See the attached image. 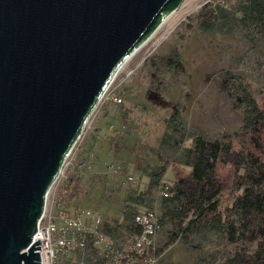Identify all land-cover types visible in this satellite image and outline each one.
<instances>
[{"label": "water", "instance_id": "water-1", "mask_svg": "<svg viewBox=\"0 0 264 264\" xmlns=\"http://www.w3.org/2000/svg\"><path fill=\"white\" fill-rule=\"evenodd\" d=\"M183 0H0V264H39L47 191L110 74Z\"/></svg>", "mask_w": 264, "mask_h": 264}, {"label": "trees", "instance_id": "trees-1", "mask_svg": "<svg viewBox=\"0 0 264 264\" xmlns=\"http://www.w3.org/2000/svg\"><path fill=\"white\" fill-rule=\"evenodd\" d=\"M205 11L210 17L198 22L199 30L219 35L240 32L247 43L264 44V0H240L232 10L216 4L203 7L201 12ZM170 55L172 62L166 65L169 72L179 61L176 51ZM224 89L240 113L239 130L210 136L187 125L179 109L170 112L158 145L150 148L156 164L139 156L133 158V171L146 178L143 189L126 187L118 218L107 220L97 212L96 230L112 248H123L127 238L141 233V227L133 221L135 215L154 211L164 241L157 245L155 236V248L145 257L156 260L175 243L191 252L216 241L215 255L188 264H264V96H253L249 82L230 71L224 74ZM121 111L124 124L127 109ZM118 149L113 144L114 157ZM162 152H170L171 158ZM79 153L84 162L86 150ZM110 164L113 171H106L118 173L119 164ZM74 167L57 190L69 212L85 208L78 204L83 191L78 184V163ZM168 170L172 179L164 182ZM164 190L166 197L162 195ZM138 207L144 210L138 211ZM83 261L104 264L89 238Z\"/></svg>", "mask_w": 264, "mask_h": 264}, {"label": "rangeland", "instance_id": "rangeland-1", "mask_svg": "<svg viewBox=\"0 0 264 264\" xmlns=\"http://www.w3.org/2000/svg\"><path fill=\"white\" fill-rule=\"evenodd\" d=\"M239 1L183 0L180 8L161 23L109 82L105 96H115L120 102L103 98L96 103L50 187L52 191L58 190L78 163V184L83 191L78 204L98 212L101 218H118L126 187L140 191L146 181L133 171V158L139 156L156 164L150 148L158 145L164 119L170 112L179 109L187 125L210 136L239 130L241 116L224 89V74L230 71L241 76L249 82L253 96H264V44L251 45L240 32L219 35L198 29V22L210 17L208 11L201 12L203 7L217 4L232 10ZM172 50L177 52L179 61L169 72L165 64ZM123 108L127 113L121 124ZM113 144L119 147L115 157ZM80 149L86 150V155L81 154L85 155L84 162L80 161ZM162 154L172 156L170 152ZM108 163H118L119 172H107ZM171 179L168 170L164 182ZM143 210L138 207V211ZM163 241L164 234L158 230L156 244ZM217 249L216 241L191 252L175 243L152 264H188L197 258L212 257Z\"/></svg>", "mask_w": 264, "mask_h": 264}, {"label": "built area", "instance_id": "built-area-1", "mask_svg": "<svg viewBox=\"0 0 264 264\" xmlns=\"http://www.w3.org/2000/svg\"><path fill=\"white\" fill-rule=\"evenodd\" d=\"M108 84H105L97 102L107 98L112 103H119V98L105 96ZM113 169L111 164L106 166L107 171ZM127 180L131 181V178L127 177ZM162 195L166 197L165 190ZM133 221L141 227V233L127 238L123 248H112L106 238L96 230L97 212L86 208H75L69 212L57 190L52 191L49 188L31 241L39 242L36 244L39 248L36 249L39 264H87L83 261V254L88 238L91 246L102 254L104 264H137L139 261L152 264L155 258L145 257V254L155 248V236L159 229L157 215L154 211L142 212L135 215Z\"/></svg>", "mask_w": 264, "mask_h": 264}, {"label": "bare ground", "instance_id": "bare-ground-1", "mask_svg": "<svg viewBox=\"0 0 264 264\" xmlns=\"http://www.w3.org/2000/svg\"><path fill=\"white\" fill-rule=\"evenodd\" d=\"M183 2V1H182ZM182 4V3H181ZM181 4L178 6V8H176L174 11H172L170 14L165 15V17L161 20L160 24L158 25V27H156L154 29V31L144 40L141 42V44L136 47L135 49H133L129 54H127L126 56H124L121 61L116 65V67L114 68V70L112 71V73L110 74L106 84H108L109 82H111V80L113 79V77L117 74V72L121 69V67L126 63V61L133 55V53L139 49L141 46H143L145 44V42H147L153 34H155V32H157V28H159V26L161 25V23H163L168 17L172 16L181 6ZM114 80V79H113Z\"/></svg>", "mask_w": 264, "mask_h": 264}, {"label": "flooded vegetation", "instance_id": "flooded-vegetation-1", "mask_svg": "<svg viewBox=\"0 0 264 264\" xmlns=\"http://www.w3.org/2000/svg\"><path fill=\"white\" fill-rule=\"evenodd\" d=\"M167 57H169V58H167V62H166V64H165V69H166V65L168 64V63H171L172 62V58H171V55H169V56H167ZM166 58V57H165ZM176 66V65H175ZM175 66H174V68H175Z\"/></svg>", "mask_w": 264, "mask_h": 264}]
</instances>
